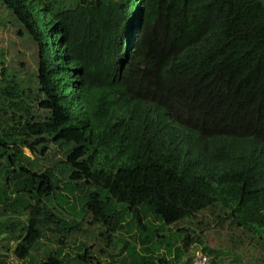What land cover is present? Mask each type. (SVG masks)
<instances>
[{
    "label": "trees",
    "instance_id": "16d2710c",
    "mask_svg": "<svg viewBox=\"0 0 264 264\" xmlns=\"http://www.w3.org/2000/svg\"><path fill=\"white\" fill-rule=\"evenodd\" d=\"M2 2L37 45V106L49 113L39 120L13 102L18 113L0 129V216L27 213L0 230L18 242L20 261L45 229L81 228L65 193L61 216L47 207L60 181L24 153L44 155L48 143L66 148V181L92 221L129 234V264H168L155 254L170 250L166 232L215 204L217 219L263 240V0ZM12 89L1 86L0 98ZM190 243L185 236L183 248ZM60 254L39 264H63ZM94 259L87 248L77 254Z\"/></svg>",
    "mask_w": 264,
    "mask_h": 264
},
{
    "label": "rangeland",
    "instance_id": "374dc122",
    "mask_svg": "<svg viewBox=\"0 0 264 264\" xmlns=\"http://www.w3.org/2000/svg\"><path fill=\"white\" fill-rule=\"evenodd\" d=\"M78 1L56 0V6H69ZM37 69V45L27 34L24 25L0 0V87L5 85L13 88L11 95H3L0 98V107L6 110L5 113L0 109V129L7 127L10 123L7 119L13 112L18 113V110L13 108V102L18 103V106L22 107L21 110L28 104L31 113L39 120L49 115L47 111L37 106V102L41 99L38 93ZM47 146L44 155H40L39 152L31 153L24 148V153L30 159L31 168L37 171L50 168L53 178L60 181V191H56L45 200V204L53 213L61 216V199H64L61 192L65 193L69 197V205L77 211H71L69 205L64 208L72 212L71 218L81 221V228L68 234H56L45 229L21 264H39L56 250L61 252L60 258L63 264H83L77 260V254L84 252L86 248L95 258L96 264H129L127 252L123 250V240L128 238L129 234L119 229L108 232V226L92 221L91 214L83 210V201L74 198L71 193V183L66 181L70 174L69 168L64 164L66 148L53 143H48ZM5 167L7 165L0 167V175ZM11 214L0 216V221L27 219V216H24L27 215L26 212L21 217ZM219 215H223V211L218 204H215L201 210L194 218L173 224L166 232V237L170 238L172 245L170 250L167 251L162 246L155 254L163 255L168 264H189V257L195 249L207 247L217 250V253L211 256L214 264H264V236L263 240L259 239L258 235L235 226L230 217L217 219ZM176 229H183L184 232L180 235L174 234ZM187 235L191 243L184 249L183 238ZM197 237L200 242L196 241ZM12 239L13 237L7 234L1 239L0 246L3 245L10 250ZM59 239H62V244Z\"/></svg>",
    "mask_w": 264,
    "mask_h": 264
},
{
    "label": "built area",
    "instance_id": "2783aa9c",
    "mask_svg": "<svg viewBox=\"0 0 264 264\" xmlns=\"http://www.w3.org/2000/svg\"><path fill=\"white\" fill-rule=\"evenodd\" d=\"M17 244V241H10L11 249L7 253V264H21L15 253ZM190 264H212V262L209 255L200 249H195L190 255Z\"/></svg>",
    "mask_w": 264,
    "mask_h": 264
},
{
    "label": "crops",
    "instance_id": "0c3cea01",
    "mask_svg": "<svg viewBox=\"0 0 264 264\" xmlns=\"http://www.w3.org/2000/svg\"><path fill=\"white\" fill-rule=\"evenodd\" d=\"M15 216H16V214H15ZM21 217V216H20ZM1 223H3L2 221H0V226H1ZM7 234L6 233H4L3 231H1L0 230V241H1V239H4L5 238V236H6ZM9 235V234H8ZM12 241V240H11ZM2 249L0 250V254L1 255H3V254H5L7 251H9L8 249L9 248H7V247H4L3 245H1L0 246ZM11 247V246H10ZM8 253V252H7ZM22 261V260H21ZM20 261V262H21Z\"/></svg>",
    "mask_w": 264,
    "mask_h": 264
},
{
    "label": "water",
    "instance_id": "95a60500",
    "mask_svg": "<svg viewBox=\"0 0 264 264\" xmlns=\"http://www.w3.org/2000/svg\"><path fill=\"white\" fill-rule=\"evenodd\" d=\"M96 264V263H95Z\"/></svg>",
    "mask_w": 264,
    "mask_h": 264
}]
</instances>
